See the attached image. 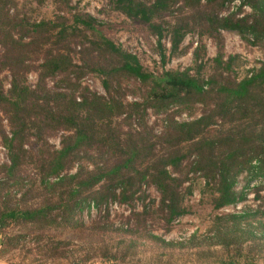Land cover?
<instances>
[{"label": "trees", "instance_id": "1", "mask_svg": "<svg viewBox=\"0 0 264 264\" xmlns=\"http://www.w3.org/2000/svg\"><path fill=\"white\" fill-rule=\"evenodd\" d=\"M233 1L112 0L115 10L158 37L163 63V36H169L171 55L178 53L189 32L212 38L217 52L210 73L204 76L202 45L193 50V65L154 74L144 69L136 55L107 38L89 14L75 15L71 23L57 14L33 21L16 13L10 17L14 1L0 0V56L4 57L0 72L8 68L11 74L9 89L0 80V109L10 127V136L0 131L7 151V161L0 164V258L13 257L15 249L26 253L24 247L31 242L34 253L50 264H60L59 260L85 264L91 256L86 252L78 258L82 247L45 237L43 231L82 225L78 215L84 209L105 210L106 223L112 203L128 206L136 198L143 200L144 186L159 193V210L169 224L188 211L182 202L184 194L192 191L190 186L183 187L189 172L198 171L207 184L212 182L214 209L246 197L235 188L242 172L247 173V184L264 179V61L238 79L234 70L240 55L224 51L221 34L235 31L247 44L264 45V0H239L230 10ZM245 7L249 11L242 13ZM226 8L230 11L222 14ZM14 31L19 33L16 38ZM73 45H80L76 51L80 64L72 62ZM39 48H44L42 61L29 65L31 54ZM32 68L37 71L33 87L25 81ZM85 74L98 77L104 95L82 85ZM48 78H57L52 87L47 86ZM128 93L140 100L124 101ZM197 103L203 106L201 115L187 122L177 121L169 112ZM148 109L155 115L166 114L158 135L146 122ZM212 124L218 125L206 131ZM59 130L64 133L60 147L52 149L45 136ZM36 143L41 144L39 149ZM29 166L37 174L29 173ZM258 213L245 210L217 216L208 243H201L195 234L182 242H167L146 227L143 230L163 251L195 248L196 261L200 256L210 262L214 248L221 247L227 256L211 262L254 264L246 249L264 250V225ZM134 216L139 225L147 214L143 210ZM15 226L24 231L9 232ZM96 229L107 234L112 224ZM117 230V240L102 239L95 250L107 259L134 256L140 243L125 233L138 229ZM231 252L237 256L230 257Z\"/></svg>", "mask_w": 264, "mask_h": 264}, {"label": "rangeland", "instance_id": "2", "mask_svg": "<svg viewBox=\"0 0 264 264\" xmlns=\"http://www.w3.org/2000/svg\"><path fill=\"white\" fill-rule=\"evenodd\" d=\"M15 5H11L8 10L9 16L13 17L15 13L19 16H25L29 20L39 21L41 19H52L55 14L66 17L67 23H71L75 15L89 14L96 20V24L101 32L109 39L120 45L125 51L136 55L143 65L144 69L154 74L160 73L162 70H175L183 69L187 66L194 64L193 50L196 46L202 45L203 51L200 52L201 60L204 63L203 74L207 76L210 73L211 59L216 55L217 45L216 42L207 36L200 35L197 31L189 32L185 35L181 42L178 53L175 55L170 54V41L169 36H163L160 40L166 48V59L163 63L158 52V37L151 34L146 29L145 25L128 19L119 11L113 8L112 0H62L67 3H58L55 0H43L40 3L38 0H13ZM238 5L234 4L233 6ZM232 5L229 6L230 9ZM224 11L222 14L228 13ZM249 8H242V13L248 12ZM4 28V27H3ZM8 29V27H6ZM55 31V30H54ZM13 37L19 36V33L14 31ZM55 32H52V35ZM221 34L224 38V51L227 54H239L240 62L235 67V74L238 79L245 76L249 70L259 65V62L264 61V45H250L247 44L241 36L235 31L222 30ZM29 36H24V41H29ZM71 47V55L73 56L72 62L80 64L79 57L76 51L80 49V45H73ZM44 48H39L36 54H31L32 61L28 62L29 65L40 63L43 58ZM3 48L0 43V55ZM4 60L3 56H0ZM0 80L3 81L5 90L10 88L11 74L8 68H3L0 72ZM37 80V71L35 68L30 69L26 74V83L33 87ZM57 78H48L47 86L52 87ZM82 85L89 87L92 91L104 95V89L97 76L93 74H85L80 79ZM137 95L128 93L124 99L126 102L139 101ZM203 106L200 103L193 105L190 109L177 111L176 107L170 109L169 112L173 113L175 119L179 122H187L199 117L202 113ZM165 113L155 115L148 109L146 122L154 127V132L158 135L161 133L164 124ZM218 124L209 125L206 131L215 129ZM3 130L10 136V127L6 116L0 109V131ZM63 131L59 130L51 135H46L45 139L47 144L52 149H59L60 140ZM44 144V143H43ZM41 144L36 143L34 147L39 149ZM191 159V158H190ZM7 161V151L2 143L0 135V164ZM185 163H187L185 161ZM184 163V164H185ZM76 165L70 170V173L75 172ZM31 174H37L31 166L27 168ZM247 173L242 172L237 177L236 190H243L245 198L236 204L226 205L219 209H214L211 204V197L213 194L212 182L207 184L206 178L200 172H189L186 176L187 181L184 182L183 187L190 186L191 193L184 194L183 205L188 209L187 213L172 219L169 224L163 217V211L159 210L160 195L152 186H144L147 196L141 200L136 198L128 206L114 210L108 213L107 222H104L105 210L93 209L89 211L84 209L78 217L83 223L76 228H58L43 231L45 237H53L56 239H63L72 242L78 247H82L76 253L80 258L84 253L88 252L91 258L85 264H216L214 261L217 258L227 256L224 249L215 247L216 252L213 256L208 258L210 262H204L203 257L194 254L195 248H180L169 249L163 251L153 242L146 237V232L143 228L146 227L151 234L163 238L167 242H182L187 240L191 235H196L201 243H208V237L211 235L210 227L217 216H224L234 213H242L243 211H258L257 219L263 222L264 225V179L257 181H250L247 184ZM247 184V186H246ZM259 185H262L256 190ZM184 191V190H183ZM129 209L128 213H123L124 210ZM145 210L147 216L145 220L139 225L134 212L140 213ZM123 211V212H122ZM108 223L112 224V231L99 233L97 227ZM114 224V225H113ZM122 226V228H120ZM144 226V227H143ZM94 227V228H93ZM117 229L130 230L138 229L137 233L127 232L126 236L134 235L140 243L138 250L134 256H130L125 260L107 259L101 256L100 252L95 250L96 243L102 239L110 241V239H118L120 231ZM24 231L23 227L15 226L12 231ZM264 231V230H263ZM264 233V232H263ZM207 237V239H206ZM92 247V249H91ZM203 247V248H201ZM205 249L206 246H201ZM26 253H18L16 249L13 251V257L4 256L0 258V264H50L40 253L35 252L32 248L31 242L27 243L24 247ZM247 255L255 262L254 264H264V250L249 251L246 249ZM230 255H235L231 252ZM237 255H235L236 257ZM231 257V256H230ZM48 259L49 256L47 255ZM244 260L245 258H240ZM52 260V259H51ZM60 264H67L65 260L57 261Z\"/></svg>", "mask_w": 264, "mask_h": 264}, {"label": "built area", "instance_id": "3", "mask_svg": "<svg viewBox=\"0 0 264 264\" xmlns=\"http://www.w3.org/2000/svg\"><path fill=\"white\" fill-rule=\"evenodd\" d=\"M240 2H239V0H235V1H233L232 3H231V7H230V10H233L234 8V4H239ZM122 206V208H123V206L124 207H126V205H118V203H112V205H111V207H110V211L112 212L114 209L113 208H115V209H118V207H121ZM123 212V211H122ZM129 212V209H126V210H124V212L123 213H128Z\"/></svg>", "mask_w": 264, "mask_h": 264}]
</instances>
